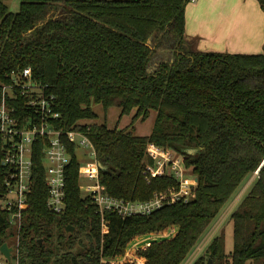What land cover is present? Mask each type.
Returning a JSON list of instances; mask_svg holds the SVG:
<instances>
[{"label": "trees", "instance_id": "trees-1", "mask_svg": "<svg viewBox=\"0 0 264 264\" xmlns=\"http://www.w3.org/2000/svg\"><path fill=\"white\" fill-rule=\"evenodd\" d=\"M191 1L21 0L13 13L0 0V101L12 74L30 68L57 98L61 118L54 128L83 132L92 142L102 194L130 202L164 199L150 215L102 217L81 185L78 149L66 140V211L56 215L46 206L40 140L19 231L0 205V247L18 237V264H182L252 176L230 217L232 251L223 231L209 244L208 257L194 264H264V50L186 49ZM93 105L120 108L121 118L134 113L132 122L124 129L83 124L97 119ZM152 112L151 133L135 135V124ZM150 146L180 156L192 170L189 196L173 198L180 191L173 174L153 175ZM4 147L0 136V199L9 173ZM68 226L75 232L67 233Z\"/></svg>", "mask_w": 264, "mask_h": 264}, {"label": "built area", "instance_id": "built-area-1", "mask_svg": "<svg viewBox=\"0 0 264 264\" xmlns=\"http://www.w3.org/2000/svg\"><path fill=\"white\" fill-rule=\"evenodd\" d=\"M56 103V96L49 92L47 85L33 79L30 68L13 73L10 83L2 87L0 136L5 143L2 163L9 168V173L5 182L6 192L0 199V205L9 213L12 227L19 231L24 219L23 211L33 187L34 151L40 140L44 142L42 155L45 183L48 187L46 206L56 215H62L66 211V170L71 161L66 140L74 143L77 149H89L94 157L97 166L94 179L97 183L88 185L85 189L92 195L102 217L107 212L121 218L146 216L163 206L164 199L158 195L145 202H130L102 194L98 182L99 167L92 142L83 132L54 128L52 122L61 118L55 111ZM149 153L156 160V167L152 169L153 175L161 176L168 172L180 182V191L173 198L178 200L189 196L195 184L194 175L184 182L183 173L178 168L168 169L175 164L171 153L156 146H150ZM179 162L183 165L181 159Z\"/></svg>", "mask_w": 264, "mask_h": 264}, {"label": "crops", "instance_id": "crops-1", "mask_svg": "<svg viewBox=\"0 0 264 264\" xmlns=\"http://www.w3.org/2000/svg\"><path fill=\"white\" fill-rule=\"evenodd\" d=\"M186 9V49L261 54L264 13L259 0H196Z\"/></svg>", "mask_w": 264, "mask_h": 264}, {"label": "rangeland", "instance_id": "rangeland-1", "mask_svg": "<svg viewBox=\"0 0 264 264\" xmlns=\"http://www.w3.org/2000/svg\"><path fill=\"white\" fill-rule=\"evenodd\" d=\"M3 2L9 7L10 11L13 13L19 12L21 0H3ZM189 6H193L190 2ZM188 7V6H187ZM93 110L97 114L96 120H88L83 121V124H103L107 123L110 128H115L118 126L120 129H124L128 127L132 122V117L134 113L130 115L121 116L120 108H110L109 110H105L102 105H93ZM156 114L152 112L149 118L146 121H138L135 124V135L138 136H148L154 126ZM174 157V165L169 166L168 169L173 170L177 169L183 173V181L186 182L190 178H192V170L186 169L179 161L182 159L180 156H176L172 154ZM77 156L82 163L83 173L81 175V185L83 187L84 193L86 194L85 187L88 185H95L97 175V166L94 160V157L91 156L90 150L86 148H80L77 151ZM93 176V178H91ZM255 176L250 177L246 180L239 191L229 200V202L223 207L219 216L215 219V221L210 225L208 230L205 232L199 243L197 244L194 251L189 255V257L182 264H194L197 259L200 257H208V246L212 242V240L219 236L223 231L226 235V251L231 252L233 249V228L230 222V217L235 209L239 206L241 201L244 199L245 195L249 192L252 180H254ZM1 203V202H0ZM17 231L16 228H13ZM20 238V236H19ZM10 245L13 247V256L12 261L9 263L5 257L0 253V264H18L15 260V256L18 254V250L16 248L17 244L15 241H18V237L12 238L9 240ZM43 243V240H42Z\"/></svg>", "mask_w": 264, "mask_h": 264}, {"label": "water", "instance_id": "water-1", "mask_svg": "<svg viewBox=\"0 0 264 264\" xmlns=\"http://www.w3.org/2000/svg\"><path fill=\"white\" fill-rule=\"evenodd\" d=\"M189 153H190V154H193V153H196V151H195V150H190ZM263 165H264V163L262 164L261 168L263 167ZM98 167H99V169H102L101 164H98ZM261 168H260V169H261ZM260 169L255 173V175H258ZM66 232H67V233H69V232L74 233V232H75V228L72 227V226H68V227L66 228ZM40 243H42L41 240H40ZM13 251H14L13 247H12V246H9L8 243H4V244L0 247V253L5 257V259H6L9 263H11V261H12ZM209 264H212V260H209Z\"/></svg>", "mask_w": 264, "mask_h": 264}, {"label": "bare ground", "instance_id": "bare-ground-1", "mask_svg": "<svg viewBox=\"0 0 264 264\" xmlns=\"http://www.w3.org/2000/svg\"><path fill=\"white\" fill-rule=\"evenodd\" d=\"M253 181V180H252Z\"/></svg>", "mask_w": 264, "mask_h": 264}]
</instances>
